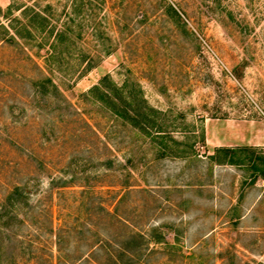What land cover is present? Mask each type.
<instances>
[{"label": "rangeland", "instance_id": "1", "mask_svg": "<svg viewBox=\"0 0 264 264\" xmlns=\"http://www.w3.org/2000/svg\"><path fill=\"white\" fill-rule=\"evenodd\" d=\"M35 1L66 17L73 0H18ZM100 14L112 51L77 44L66 59L88 50L96 66L56 73V98L0 28V264H264V0H107ZM106 74L137 82L179 139L203 128L196 154L157 157L107 129L81 98ZM223 146L243 148L237 163L209 159ZM15 184L25 198L7 205Z\"/></svg>", "mask_w": 264, "mask_h": 264}, {"label": "trees", "instance_id": "2", "mask_svg": "<svg viewBox=\"0 0 264 264\" xmlns=\"http://www.w3.org/2000/svg\"><path fill=\"white\" fill-rule=\"evenodd\" d=\"M106 3L107 0H73L71 11L64 12L66 17H61L51 2L40 5L38 1L33 4L21 3L18 0L10 1L4 12L7 23H0V28L4 31L2 39L9 45L17 47L26 59L33 62L39 73L33 84L36 93L43 98L63 96L59 84L54 79L56 73L71 75L80 67L78 72L81 74L96 66L97 60H94L88 50H86L88 53L80 50L79 62L66 59L73 55L77 44L89 42L109 44L95 49L98 59L112 51L113 37L109 31V24L104 21L106 16L102 17L100 14ZM78 15L80 21L77 22ZM119 24L120 21L116 20L115 25L118 27ZM42 50L44 54H41ZM35 58L40 61L34 60ZM81 98L84 103H90L108 113L111 119L108 120L107 129L130 131L136 138L143 140L148 138V141L155 143L157 157L165 155L191 157L196 154L193 142H196L198 137L204 141L203 128L199 134L195 129L182 130L180 139L174 136V130L163 128L162 125L167 124L162 122V115L165 114L151 106L142 95L139 84L129 78L118 84L106 74L98 83L83 92ZM67 105L73 106L69 101ZM76 113L86 127L97 133L84 114L77 110ZM180 117L184 118L185 115L180 113ZM242 150L243 148L227 146L216 147L208 157L216 163H237L236 156ZM25 187L20 184L12 186L7 191L5 203L14 206L19 199L25 198L23 197ZM155 241L161 242L159 238ZM59 243L60 234H57L56 244L60 252Z\"/></svg>", "mask_w": 264, "mask_h": 264}, {"label": "built area", "instance_id": "3", "mask_svg": "<svg viewBox=\"0 0 264 264\" xmlns=\"http://www.w3.org/2000/svg\"><path fill=\"white\" fill-rule=\"evenodd\" d=\"M263 186H264V182H263Z\"/></svg>", "mask_w": 264, "mask_h": 264}]
</instances>
